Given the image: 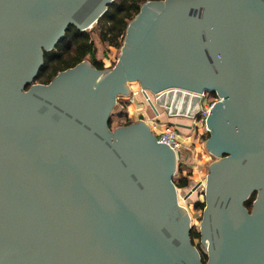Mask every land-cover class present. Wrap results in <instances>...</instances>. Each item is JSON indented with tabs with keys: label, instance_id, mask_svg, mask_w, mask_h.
<instances>
[{
	"label": "water",
	"instance_id": "water-1",
	"mask_svg": "<svg viewBox=\"0 0 264 264\" xmlns=\"http://www.w3.org/2000/svg\"><path fill=\"white\" fill-rule=\"evenodd\" d=\"M112 1L0 0V264H264V0H146L110 69L81 60L34 83L68 26L85 31ZM128 81L169 116L217 98L204 261L178 203L179 156L141 114L109 127Z\"/></svg>",
	"mask_w": 264,
	"mask_h": 264
},
{
	"label": "rangeland",
	"instance_id": "rangeland-1",
	"mask_svg": "<svg viewBox=\"0 0 264 264\" xmlns=\"http://www.w3.org/2000/svg\"><path fill=\"white\" fill-rule=\"evenodd\" d=\"M144 2V1H143ZM142 3V2H141ZM140 3V4H141ZM131 20V19H130ZM129 20V21H130ZM128 21V22H129ZM127 22V23H128ZM100 25L96 21L90 28L85 31L88 33V37L91 45L93 46L94 56L96 59H99L103 63V68L108 69L111 68L115 64V60L119 55L120 49L123 44V38L121 40L120 48L114 50L113 47H110L105 42H102L99 35ZM124 36V35H123ZM109 55L114 59V63L111 66H106L107 61H105L104 55ZM82 60H87L90 62L88 56H85ZM91 63V62H90ZM34 83H41L39 80H35ZM128 94L127 95H119L116 97V102L112 108L110 117H109V127L113 130L116 127L123 126L124 123L129 119L131 122H136L138 120V116L143 114L147 117L152 116L149 106L143 100L141 93L138 92L141 89V86L138 81H128ZM132 91H137L138 93L132 97ZM215 97H212V94H208V98L203 101L202 106L209 105L210 101L215 100ZM139 114V115H137ZM148 119V118H146ZM159 122H162L161 128L165 127V121H171L175 123H180L182 126L179 127L180 131L183 134H190L189 140L191 141L190 153L188 154L185 161L179 162V167L177 168L173 182L175 183L179 177L186 176L190 179L201 180L205 185L206 182V173L208 165L214 161L216 158L212 156L209 151L205 147V138L208 137V133L204 130V126L202 122H198L193 118H186L183 116H173L168 118L167 112L163 110L162 114L159 116ZM148 125V123L146 122ZM149 126V125H148ZM151 130V129H150ZM194 185L189 182L188 186L184 188H177V196L178 203L186 208L187 213L189 214V225L191 229H199L201 218H202V209L195 208L193 199L199 196L201 201H204L203 190H195L193 191L189 198L184 200L183 196L185 193ZM204 189V188H203ZM193 195L194 198H191ZM193 245L197 248L199 252L205 251V247L200 239H193Z\"/></svg>",
	"mask_w": 264,
	"mask_h": 264
},
{
	"label": "trees",
	"instance_id": "trees-1",
	"mask_svg": "<svg viewBox=\"0 0 264 264\" xmlns=\"http://www.w3.org/2000/svg\"><path fill=\"white\" fill-rule=\"evenodd\" d=\"M146 0H113L107 7L106 11L97 19L100 25L99 35L102 42L110 47L120 48L127 22L134 17L139 11L140 3ZM85 56H88L91 64L97 69H103V63L94 56L93 46L90 43L88 33L79 31L73 26H68L65 30L64 37L61 38L55 46L43 53V63L36 75L37 80L41 83H47L59 71L74 66ZM212 97H216L212 93ZM131 123L128 119L124 125ZM206 139V138H205ZM177 188L188 186L189 179L186 176L179 177L174 183ZM254 194L246 200L245 205L250 206ZM203 201L194 202L195 208L202 209ZM190 238L199 239L198 229L190 230ZM201 253L202 261L206 259Z\"/></svg>",
	"mask_w": 264,
	"mask_h": 264
},
{
	"label": "built area",
	"instance_id": "built-area-1",
	"mask_svg": "<svg viewBox=\"0 0 264 264\" xmlns=\"http://www.w3.org/2000/svg\"><path fill=\"white\" fill-rule=\"evenodd\" d=\"M114 50H117V48L113 47ZM105 61H107L106 66H111V64H113L115 61L114 59H112V57H110L109 55H104L103 58ZM141 93V96L143 98V100L147 103V105L149 106L148 102L150 100L153 99L152 94H150L149 92H142V89H139V91ZM137 91H132L131 90V95L132 97L135 96L137 93ZM208 92H204L201 96H202V103L203 101H205L208 98ZM216 98V97H215ZM217 99V98H216ZM215 99V100H216ZM215 100L210 101L209 105H204L199 107L198 111L196 112L195 116L193 117V119L196 118V120L200 123H203L204 126V130L207 132V128L204 124V120L205 117L208 113L209 108L211 107V105L213 104V102ZM155 108L152 109L150 106V111L152 113V116L147 117L143 114V119L145 122L148 123L149 128L151 129L152 133L154 134L156 141L157 142H163L165 144H167V146L174 152V154L178 157V161L182 162L185 161V159L187 158L188 154L190 153V147H191V141L189 140L190 134H183L179 128L175 127L174 125L168 124L165 121V127L161 128L162 122L160 123L158 118L159 116L162 114L163 110H165V113L167 112L165 108L161 107V106H156L154 105ZM168 115V114H167ZM173 117V116H169L168 118ZM148 118V119H146ZM200 186L197 188V190H200L204 188V184L203 182H199Z\"/></svg>",
	"mask_w": 264,
	"mask_h": 264
},
{
	"label": "crops",
	"instance_id": "crops-1",
	"mask_svg": "<svg viewBox=\"0 0 264 264\" xmlns=\"http://www.w3.org/2000/svg\"><path fill=\"white\" fill-rule=\"evenodd\" d=\"M137 115H139V114H137ZM189 182L192 183V184H196V183L201 182V180H197V179H193V178H192V179L189 180ZM191 196H192L191 198H194L193 195H191ZM199 196H200V195H199ZM199 196L196 197V195H195V198H197V199H193V201L196 200V201H200V202H201V199H199Z\"/></svg>",
	"mask_w": 264,
	"mask_h": 264
},
{
	"label": "flooded vegetation",
	"instance_id": "flooded-vegetation-1",
	"mask_svg": "<svg viewBox=\"0 0 264 264\" xmlns=\"http://www.w3.org/2000/svg\"><path fill=\"white\" fill-rule=\"evenodd\" d=\"M104 69V68H103ZM107 69V68H106ZM108 69H110V68H108ZM175 123V122H174ZM179 167V164L177 165V168Z\"/></svg>",
	"mask_w": 264,
	"mask_h": 264
}]
</instances>
